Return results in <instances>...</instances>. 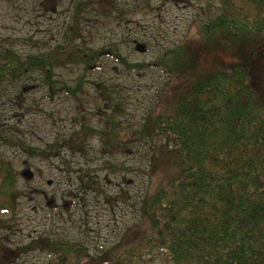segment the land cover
Segmentation results:
<instances>
[{"label": "trees", "instance_id": "obj_1", "mask_svg": "<svg viewBox=\"0 0 264 264\" xmlns=\"http://www.w3.org/2000/svg\"><path fill=\"white\" fill-rule=\"evenodd\" d=\"M216 1L222 11L201 24L202 49L219 45L238 49L252 38L264 41V0H212ZM76 3L73 24L48 53H36L39 47L32 39L27 41L32 49L24 53L14 47L19 39L10 38L9 47H0V90L41 75L53 93L68 91L77 98V91L83 92L79 84L58 89L56 71L73 66L89 71L94 55L80 48L81 24L92 17L111 18L120 5L118 0ZM136 8L135 12L153 10L150 2ZM190 51L181 45L158 65L180 83L171 97L146 114L137 131L141 140L161 143L154 152L157 160L151 159V175L160 165L166 167V178L136 203L137 233H124L115 243L97 249L78 241H44L40 248L56 254L53 264H147L155 258L163 264H264V79L242 57L208 69ZM115 56L129 71L142 68ZM110 91L107 96L102 93L105 103L114 101L112 95L119 96ZM115 109L102 130L82 126L45 149L21 141L20 146L32 158L63 159L66 148L86 156V142L97 136L104 156L118 157L125 128L116 120L126 111L119 105ZM12 138L5 139L0 127V141L14 145ZM132 142L133 138L126 143ZM115 157L101 167L92 162L77 171L83 191L104 195L109 205L128 198L107 197L100 186L128 171ZM99 170L107 171L103 180L94 177H101ZM17 181L15 168L0 158V215L13 211ZM6 224L0 221V230H7Z\"/></svg>", "mask_w": 264, "mask_h": 264}, {"label": "rangeland", "instance_id": "obj_2", "mask_svg": "<svg viewBox=\"0 0 264 264\" xmlns=\"http://www.w3.org/2000/svg\"><path fill=\"white\" fill-rule=\"evenodd\" d=\"M76 2L0 0V47H9L10 43L6 41L15 38L19 42L14 47L24 53L32 49L27 43L32 39L39 47L35 49L36 53H48V47L61 42L63 32L73 24ZM148 2L153 10L135 12L139 4ZM118 3L119 11L113 17L98 20H92V17L81 24L80 48L86 54L94 55L89 71L78 66L56 71L53 80L58 89L67 85L73 89L78 84L82 86L83 92L78 90L74 95L77 98L68 91L51 92L41 75H34L15 86L3 85L0 90V127L5 139L13 137L16 141L14 145L0 141V158L11 164L18 176L13 211L0 215V221L7 222V230H0L3 263L7 254L3 240L7 232H15L13 240L23 242L19 251L26 248L31 239L33 243L41 244L44 241H78L90 249H97L115 243L124 233H137L136 203L166 178V167L161 165L151 175V159L157 160L159 156L154 152L161 145L160 140L154 139L151 143L141 140L137 131L146 114L171 97L180 83L166 68L160 67L161 62L170 58V52L186 44L196 58L194 60L208 69L242 57L252 64L254 74L264 79L262 38H252L245 48L243 45H238V49L219 45L215 50L202 49L201 24L209 23L222 11L218 1L118 0ZM137 43L146 46L145 53L136 51ZM115 55H120V59L133 67L142 68L129 71ZM109 91L117 92L119 96L114 94L111 96L114 101L105 103L102 93L107 96ZM116 105L126 111L116 120L125 128L122 134L125 142L120 155L114 157L128 171L111 176L109 181L103 180L107 171L99 170L101 177H94L103 180L100 186L107 197L124 195L128 197L127 201L117 198L109 205L104 195L82 189L79 169L88 168L92 162L101 167L105 161L114 158L104 156L97 136L86 142V156L66 148L63 159L32 158L20 146L21 141L45 149L58 138L68 139L75 135L82 126L102 130ZM132 138V143H126ZM26 170L34 174L33 179L22 176ZM29 236L32 238L28 239ZM33 253L23 255L20 263L50 264L56 256L40 247ZM33 257L38 259L35 263L30 260ZM147 264L163 262L155 258Z\"/></svg>", "mask_w": 264, "mask_h": 264}, {"label": "flooded vegetation", "instance_id": "obj_3", "mask_svg": "<svg viewBox=\"0 0 264 264\" xmlns=\"http://www.w3.org/2000/svg\"><path fill=\"white\" fill-rule=\"evenodd\" d=\"M7 237L3 240L4 244L6 245V249H7V254L5 255V260L6 262H1V258H0V264H21L20 262L22 261L21 258L23 255L25 254H29L32 253L31 255H33L35 252V250H37V248H39L41 246V243H33L32 241V237L29 236L28 239H31V241L28 242L27 247L24 248L22 251H19V248L22 247L23 248V242L20 243L19 241H14L12 237L16 236V233H12V232H7ZM9 234V235H8ZM17 238V237H16ZM9 241V242H6ZM52 257V256H51ZM50 257V258H51ZM55 258L52 257V260H54ZM30 260H33L34 263L38 260L36 257L31 258ZM29 264V263H28ZM50 264H53L52 262ZM84 264H89V263H84Z\"/></svg>", "mask_w": 264, "mask_h": 264}, {"label": "water", "instance_id": "obj_4", "mask_svg": "<svg viewBox=\"0 0 264 264\" xmlns=\"http://www.w3.org/2000/svg\"><path fill=\"white\" fill-rule=\"evenodd\" d=\"M136 51H138L140 53H145L146 52V46L137 43L136 44ZM22 176L25 177L28 180H31L34 177V174L30 170H26V171L23 172ZM50 184L51 183H49V185Z\"/></svg>", "mask_w": 264, "mask_h": 264}]
</instances>
